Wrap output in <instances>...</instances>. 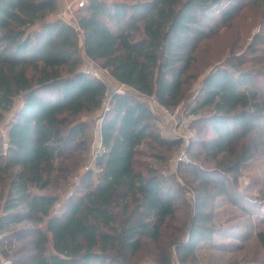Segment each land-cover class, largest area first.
<instances>
[{
  "label": "trees",
  "instance_id": "1",
  "mask_svg": "<svg viewBox=\"0 0 264 264\" xmlns=\"http://www.w3.org/2000/svg\"><path fill=\"white\" fill-rule=\"evenodd\" d=\"M243 1L88 0L67 22L52 18L58 0H0V124L8 126L0 135V264H130L168 227L177 231L170 243L179 263L196 264L197 248L216 232L218 198L242 205L233 198L230 175L264 143V88L258 85L264 19L247 54L216 66L192 98L194 123L208 124L213 134L205 131L190 153L217 166L181 163L191 201L178 199L175 173L164 172L166 154L153 155L160 164L136 166L148 139L166 151L180 141L153 131L152 108L132 93L170 110L190 100L197 75L189 69L198 48L231 24ZM81 51L126 88L109 94L104 78L81 68ZM94 115L102 120L98 178L84 173L80 192L56 214L52 191L66 186L86 159ZM178 221L182 225L174 226ZM255 236L264 246V230ZM170 253L159 263L173 264Z\"/></svg>",
  "mask_w": 264,
  "mask_h": 264
},
{
  "label": "rangeland",
  "instance_id": "2",
  "mask_svg": "<svg viewBox=\"0 0 264 264\" xmlns=\"http://www.w3.org/2000/svg\"><path fill=\"white\" fill-rule=\"evenodd\" d=\"M243 4L245 5L230 25L222 27L212 37L203 41L198 48L195 63L189 69L190 74L197 75L193 85V96L177 108L180 115L190 117L188 127L182 132V135L186 137L185 139L175 138V135L171 134V125L163 115L161 105L154 98H148L136 92L132 93L133 96H139V99L147 102L152 108L156 122L152 130L155 132L161 131L170 140L180 141L170 151H166L165 148L157 147L148 139L139 147L136 166L144 168L148 163L160 164L161 162L156 161L153 155L157 153L166 154L169 162L166 163L167 167H164V172L167 174L175 173V185L180 189L179 200L185 198L189 202L193 196L190 185L185 182L179 172V168H182L180 165L183 162L178 161L180 152L186 151L188 161L194 160L209 167L217 166V161L207 160L204 155L195 157L190 153V151H198L199 142L204 137L205 131H208L209 135L213 134L208 124L194 123V115L191 113V108L194 106L192 98L194 99L200 93L202 81L211 70L216 66L226 64V60L231 55L243 56L245 53L247 54L246 51L249 50L250 45L254 42V38L263 28L264 4L259 1L255 2V0H244ZM77 14V11L69 14L68 19L75 21ZM57 17H59L58 12L52 18ZM80 59V65L83 70L90 71L93 76H95L94 73H97L104 80H110L108 74L99 67V63L90 60L82 51ZM262 65V63H255L253 66L260 68ZM108 84L110 85L109 94L117 90L114 82L110 81ZM258 85L264 88V77L258 78ZM106 103H110L109 96L106 99ZM106 103L104 108L107 106ZM95 117L93 118L94 124L98 129L102 120L97 116ZM91 137L90 131V139ZM99 143L100 140L92 147L90 155L86 157L82 166L72 174L70 182L66 186L52 191L57 195V200H61L63 204L69 198H67V194L71 180L75 175L90 171L93 173L95 180H97L99 168L96 166V157L94 155H96L100 147ZM230 177L235 180L227 181L234 189L233 198L241 202L242 205L229 201L227 196L218 198L213 209V221L216 226V232L210 240L204 241L201 247L197 248L194 255L197 258L196 264H264V246L255 236L258 231L264 230V143L261 145L258 155L245 164L238 173H233ZM81 188L82 183L78 187L76 194L80 192ZM185 212L186 210L182 209L178 215L183 216ZM182 223L178 221L174 226L182 225ZM176 232L175 228L168 227L164 230L161 241L145 242L140 251L130 261V264H161L158 260L164 255H168L169 251L171 252L173 264H180L177 247L174 243H170L172 235ZM243 232L249 236L245 241L236 238L240 236L239 233ZM234 243L240 246H232ZM223 245H225V249L215 248V246L220 247ZM8 261L11 264V260Z\"/></svg>",
  "mask_w": 264,
  "mask_h": 264
},
{
  "label": "built area",
  "instance_id": "3",
  "mask_svg": "<svg viewBox=\"0 0 264 264\" xmlns=\"http://www.w3.org/2000/svg\"><path fill=\"white\" fill-rule=\"evenodd\" d=\"M87 3H88V0H70L59 11V13H58L59 17L62 18L64 21L74 22L73 20L68 19L69 14H73L76 11L78 12V10L80 8L85 7L87 5ZM85 71L90 73V71H88V70H85ZM94 74H95V76L102 78V77H100L99 74H97V73H94ZM124 88H126V86L120 83V86L117 87V91L122 90ZM149 98L153 99L154 97H149ZM155 101H157V100L155 99ZM106 104H107V106L105 108L109 109L110 108L109 103H106ZM161 107L163 110L162 111L163 115L167 118V120L169 121V123L171 125V128H170L171 134L175 135V138L185 139L186 137H184V135H182V132H184V130L188 127L190 117H188L187 115H180L178 113V109L170 110L168 108L163 107L162 105H161ZM11 114H12V112H8V115H11ZM7 133H8V126L4 125V124H0V135L6 136ZM3 146H4L3 148L5 150L4 153L6 154V149L8 147V143L6 141H4ZM102 151H103V149H102V146L100 144V147H99L98 151L96 152V155H94V156L97 158L98 154ZM178 161H181V162L182 161L183 162L188 161L187 154H186L185 150L180 152V154L178 156ZM82 175L83 174L80 173L78 175H75L72 178L71 183H70L69 192L67 194V198L73 196L76 193L78 187L81 184ZM64 206H65V204H63L61 200H57L55 205H54V213L61 214L63 209H64ZM2 262H3V264H10V262L8 260H5V259H2Z\"/></svg>",
  "mask_w": 264,
  "mask_h": 264
},
{
  "label": "crops",
  "instance_id": "4",
  "mask_svg": "<svg viewBox=\"0 0 264 264\" xmlns=\"http://www.w3.org/2000/svg\"><path fill=\"white\" fill-rule=\"evenodd\" d=\"M70 1V0H58V5H59V11L65 6V4ZM110 80H105L106 82H114L116 84L117 87L120 86V83L115 81L112 77H109ZM109 88H110V85L108 84ZM22 102V99H18V103L21 104ZM94 116L90 117L88 119V122H89V126H90V131H91V139H90V145H89V150L87 152V157L90 155L89 153L92 151V147H94L95 144L98 143V140H100V143L101 144V135H100V127H101V124H99V128L97 129L95 124H94ZM96 118V117H95Z\"/></svg>",
  "mask_w": 264,
  "mask_h": 264
}]
</instances>
